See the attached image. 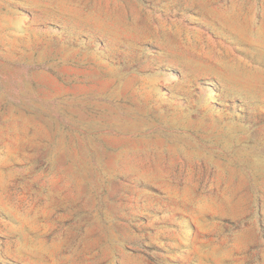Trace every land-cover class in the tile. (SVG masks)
<instances>
[{
  "label": "rangeland",
  "instance_id": "obj_1",
  "mask_svg": "<svg viewBox=\"0 0 264 264\" xmlns=\"http://www.w3.org/2000/svg\"><path fill=\"white\" fill-rule=\"evenodd\" d=\"M0 264H264V0H0Z\"/></svg>",
  "mask_w": 264,
  "mask_h": 264
}]
</instances>
